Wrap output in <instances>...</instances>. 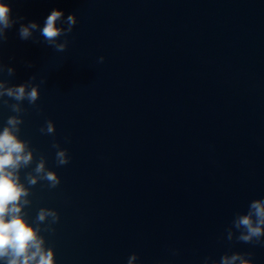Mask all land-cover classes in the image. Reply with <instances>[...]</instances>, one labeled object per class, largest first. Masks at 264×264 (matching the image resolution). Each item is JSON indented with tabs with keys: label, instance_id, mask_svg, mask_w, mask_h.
Instances as JSON below:
<instances>
[{
	"label": "water",
	"instance_id": "1",
	"mask_svg": "<svg viewBox=\"0 0 264 264\" xmlns=\"http://www.w3.org/2000/svg\"><path fill=\"white\" fill-rule=\"evenodd\" d=\"M3 2L23 19L0 42L15 70L0 79L40 84L39 111L23 102L20 138L35 159L21 182L41 155L61 180L31 186L25 208L33 225L40 208L58 212L41 232L56 264H128L133 253L135 264H212L235 252L264 264V238L240 242L233 227L264 199V0ZM53 9L77 17L63 52L39 31L18 34ZM10 115L0 104V131ZM47 120L54 136L40 132Z\"/></svg>",
	"mask_w": 264,
	"mask_h": 264
},
{
	"label": "clouds",
	"instance_id": "2",
	"mask_svg": "<svg viewBox=\"0 0 264 264\" xmlns=\"http://www.w3.org/2000/svg\"><path fill=\"white\" fill-rule=\"evenodd\" d=\"M22 19H13L10 5L0 0V42L7 40V30ZM76 24L77 17L74 13L65 18L62 10L53 9L42 28L35 21L21 23L18 34L22 40H29L33 39L34 32L39 31L48 46L63 52L68 46V40L60 42V38L67 37ZM99 59L103 62L104 57ZM5 70L9 77L15 73L13 67L0 63V74ZM35 79L34 75L21 84H10L9 80L0 79V104L7 106L14 113L8 116L3 130L0 131V261L3 264H56L54 249L46 247V240L41 232L54 231L52 225L60 219L58 212L52 208H40L33 225L26 219L28 213L25 208L32 203L29 199L31 186L45 181L50 188H56L61 183L60 177L55 171L47 168L46 159L42 155L32 171L25 175L28 186L21 182L20 176L21 170L29 168L35 159V149L30 147L29 141L20 138L23 114L27 111L23 102L27 101L39 111L37 101L40 98V84H34ZM41 83L44 81L41 80ZM10 100L15 102L10 103ZM55 131L52 120H47L40 128V132L46 135L54 136ZM52 147L57 150V165L68 164L70 157L67 149L61 148L56 142H53ZM233 227L239 232L236 240L261 244L264 238V199L251 201L247 214L236 215ZM233 236L232 229H228L227 238L232 240ZM250 256L251 253H225L219 261L213 260L212 264H254L252 259L246 258ZM136 260L137 255L133 253L128 259V264H135Z\"/></svg>",
	"mask_w": 264,
	"mask_h": 264
}]
</instances>
